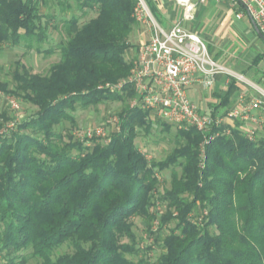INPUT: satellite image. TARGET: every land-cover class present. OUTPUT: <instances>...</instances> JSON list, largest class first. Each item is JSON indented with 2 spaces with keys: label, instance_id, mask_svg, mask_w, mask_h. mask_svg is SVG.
Masks as SVG:
<instances>
[{
  "label": "trees",
  "instance_id": "1",
  "mask_svg": "<svg viewBox=\"0 0 264 264\" xmlns=\"http://www.w3.org/2000/svg\"><path fill=\"white\" fill-rule=\"evenodd\" d=\"M57 2L70 9L66 0ZM73 2L81 13L55 26L64 39L48 73H30L21 64L12 89L0 82L1 90L36 108L9 132L2 131L7 115L0 113V264H25L21 251L27 249L40 264H143L132 259L139 249L130 218H153L155 173L164 169L170 180L157 197L166 206L160 222L173 220L174 226L157 264H264V127L252 139L238 121L213 127L218 134L204 145L202 167L203 136L194 128L177 130L183 143L161 160H148L135 140L154 120L139 106L124 105L117 131L104 144L96 137L87 145L65 140L55 129L76 104L127 103L134 95L130 84L121 92L98 86L130 72L126 51L139 23L137 0ZM54 19L40 12L39 0H0V49L8 44L43 51ZM157 121L169 130L170 124ZM196 207L206 210L200 224L188 219ZM65 242L73 250L53 256Z\"/></svg>",
  "mask_w": 264,
  "mask_h": 264
},
{
  "label": "built area",
  "instance_id": "2",
  "mask_svg": "<svg viewBox=\"0 0 264 264\" xmlns=\"http://www.w3.org/2000/svg\"><path fill=\"white\" fill-rule=\"evenodd\" d=\"M205 1L176 0L182 7L181 18L164 29L150 13L146 2L137 0L134 16L138 22L149 26L150 38L140 47L138 56L132 59V67L126 77L116 83L101 85L102 88L115 91L120 90L124 84H130L135 91L132 106L146 110L150 119L163 120L180 129L194 128L199 131L203 136L199 145L200 167L204 165V145L218 134L211 133V130L221 123L193 104L187 95V89L194 82H200L205 87L211 86L218 73L228 72L210 57L206 43L199 34L186 29L182 24L183 20L193 17L197 3ZM233 1L243 6L244 12L264 39V0ZM241 13H237L236 17H240ZM233 75L237 80H244L240 74ZM253 88L258 93L257 96H252L248 102L240 100L228 110L229 117L253 125H249L245 131L249 139L254 136L255 126L264 125V116L255 114L264 105V90ZM8 103L13 110L20 108L19 100L14 96L8 97ZM17 120L13 119L12 125ZM92 135H105V132L103 129L95 133L88 130L87 136Z\"/></svg>",
  "mask_w": 264,
  "mask_h": 264
},
{
  "label": "rangeland",
  "instance_id": "3",
  "mask_svg": "<svg viewBox=\"0 0 264 264\" xmlns=\"http://www.w3.org/2000/svg\"><path fill=\"white\" fill-rule=\"evenodd\" d=\"M57 1L58 0H39L40 12L47 15L53 14V16H55L54 20H48V37L40 44V48L43 51L38 52L35 49H26L23 45L11 46L8 44H4L0 49V82H6L7 88H13V76L16 71L20 70L21 64L24 65L30 73L44 75L48 73L49 67L54 62L58 61V45L63 41L64 34L60 33L55 26L59 27L61 25L62 18H69L72 14L79 15L81 12L75 6L73 0H66V2L70 4V9L68 10H61L60 4ZM145 2L150 13L154 17L150 4H148L147 1ZM136 6L137 4L135 7ZM92 14V12H89L86 16H83L79 21L80 24L88 19V17ZM155 15L158 20H161L159 14ZM137 26H139V23ZM131 40L134 43L136 39L131 37ZM48 48H53L54 52L47 54L44 50ZM132 51L130 50L127 52H130L129 55H131ZM127 56L128 54H126V57ZM98 87L104 92H121V90L118 89L110 91L105 87L102 88L101 84ZM9 96H14L19 100L20 108L18 110H13L10 107L8 103ZM133 101L134 98L128 99V101H126L127 103L121 101H105L96 105H89L87 107L76 104L75 108L72 111H69L71 118L61 121L55 126V129L64 135L65 140H67L68 136H70L73 140H83V142L87 145L91 137H96V139L103 144L107 143L110 140L111 133L117 131L118 129L119 120L117 113L124 107L125 104L132 107ZM35 109L36 108L34 106L22 100L21 97L0 89V113L5 112L7 115V119L2 120V131L9 132L10 130H13L18 122L31 115ZM13 119H18L16 122L14 121V125H12ZM114 119H116V121ZM249 125L250 127H253V125ZM99 129H103L105 135L87 136L88 130L95 133ZM188 129L190 128L180 129L170 124L169 130H164L162 129L161 121L154 120L150 131H138V136L136 137L135 142L138 149L148 160H161L169 152H171L174 147L183 143V140L175 135L176 131ZM261 129L262 128L256 130L255 136L262 133ZM155 175L157 179V190L154 189L153 191V195L157 200L154 205L155 210H153L155 215L153 214V218L150 220L143 215H133L130 218L132 221V230L136 235V246L139 249V254L132 259L134 262H137L139 258H141L143 264H157L156 259L158 255L165 251L163 244L164 238L168 234L169 229L174 226L173 220H170L167 223L160 222V216L166 213V206L163 201L157 198L158 193H162L163 189L169 187L170 170L164 169L160 172L157 171ZM205 214V209L201 210L196 207L188 215V219L192 223L200 224L202 221L201 217L202 215L205 216ZM72 250V244L70 242H65L54 250L53 256L64 252H71ZM30 252L31 249L21 251V254L25 255L27 258L25 264H40L41 259L31 256Z\"/></svg>",
  "mask_w": 264,
  "mask_h": 264
},
{
  "label": "crops",
  "instance_id": "4",
  "mask_svg": "<svg viewBox=\"0 0 264 264\" xmlns=\"http://www.w3.org/2000/svg\"><path fill=\"white\" fill-rule=\"evenodd\" d=\"M197 1V0H194ZM155 20L164 29L179 21L182 7L176 0H147ZM242 12L240 17L236 14ZM183 26L195 31L204 40L210 57L228 72H220L215 76L211 86L205 87L200 82L192 83L187 89L190 101L201 111L220 120V123L233 127L240 123L242 131L249 124L228 116V110L240 100L248 102L252 96H257L255 87L264 90V39L256 30L250 17L244 12L243 6L233 0H206L197 3L194 15L189 20L182 21ZM151 29L139 22L130 35L133 44L126 51L131 60L138 56L140 47L148 42ZM136 39L133 43L131 40ZM132 67V66H131ZM233 74H240L243 81L237 80ZM133 89V88H132ZM134 91V89H133ZM135 97L134 95L131 98ZM257 116H264V105L256 111ZM264 127L257 125L256 130ZM260 131V130H259ZM262 131V129H261ZM146 157V156H145Z\"/></svg>",
  "mask_w": 264,
  "mask_h": 264
},
{
  "label": "water",
  "instance_id": "5",
  "mask_svg": "<svg viewBox=\"0 0 264 264\" xmlns=\"http://www.w3.org/2000/svg\"><path fill=\"white\" fill-rule=\"evenodd\" d=\"M256 27V26H255ZM256 30L258 31V33L261 35V33H260V31L257 29V27H256ZM262 36V35H261Z\"/></svg>",
  "mask_w": 264,
  "mask_h": 264
}]
</instances>
